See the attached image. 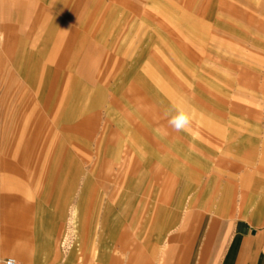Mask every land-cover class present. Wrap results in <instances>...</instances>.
I'll return each mask as SVG.
<instances>
[{
  "label": "rangeland",
  "instance_id": "1",
  "mask_svg": "<svg viewBox=\"0 0 264 264\" xmlns=\"http://www.w3.org/2000/svg\"><path fill=\"white\" fill-rule=\"evenodd\" d=\"M51 1L6 5V236L34 252L53 225L63 253L89 234L92 263L99 241L111 261L141 264L149 252L157 263L196 210L261 217L264 0H61L55 13ZM53 16L68 30L62 49L40 46ZM52 81L56 114L44 125ZM174 105L190 110L188 131L168 125ZM34 116L44 139L53 126L36 174L34 148L14 146Z\"/></svg>",
  "mask_w": 264,
  "mask_h": 264
},
{
  "label": "crops",
  "instance_id": "2",
  "mask_svg": "<svg viewBox=\"0 0 264 264\" xmlns=\"http://www.w3.org/2000/svg\"><path fill=\"white\" fill-rule=\"evenodd\" d=\"M32 0H0V264H9L7 259L13 258V264H122L121 260L117 261L112 257L117 256L116 252L108 254L106 247L102 241H99L98 252L94 253L98 256L92 263L91 240L89 234L82 235L78 243L81 247L73 248L66 253H63L60 246L61 236L53 235V225L50 231H42L41 235L35 236V251L32 252L27 247H22L21 244L27 241L22 240L23 237H7L5 231L6 219L2 213L5 192L7 188V180L10 179V173L7 172V164H12L11 157L8 155L9 138L8 133L12 131L8 120L9 104L6 100L3 85L5 83V68L2 53L4 51V43L7 37L6 34V5L12 3L15 6L26 5ZM61 0H52L49 9L51 12H56ZM65 1V0H64ZM63 1V2H64ZM62 2V1H61ZM76 2L77 0L71 1ZM66 3V7L69 4ZM44 10L40 7V13ZM46 12V14H47ZM55 19V16L52 17ZM63 18L57 16L55 22H52L48 28L44 38L40 40L42 48L62 49V45L58 43L60 31L64 30V34H68L67 27L62 22ZM65 44V43H63ZM67 44L63 46L66 48ZM12 58L11 54L9 60ZM20 71V70H19ZM21 73V72H20ZM32 95L34 98L30 100V108L35 110L38 106L36 99L39 98V86L32 84ZM47 89L49 99L41 100V105L47 109L45 113V123H48L49 117L52 119L56 114L54 108V81H52ZM46 97V98H48ZM50 101V103H49ZM25 106V101L19 103V108ZM37 116L30 119V124L33 125L31 133L27 134L24 131V125L18 131L24 134L25 139L15 143L21 150L23 147L30 150L33 167V174L38 172V165L41 161V143L43 141L44 131L38 126L35 127ZM15 121V120H14ZM19 121V120H18ZM15 124V122H14ZM13 124V125H14ZM55 124V123H53ZM12 125V124H11ZM15 130V129H14ZM53 126L47 127L44 139V146L50 152L53 147V136L51 132ZM5 133V135H4ZM33 135V137H32ZM3 138V139H2ZM2 140V141H1ZM34 145V146H33ZM37 164V165H36ZM52 158L47 160L46 167L51 169ZM229 207L225 210H196L193 219L189 222L185 221L180 225L178 231H175L174 237L169 239V250L162 261L155 263L153 256L149 257L147 252L146 261L141 264H264V212L261 217L254 218L245 215L235 216L229 214ZM57 228L64 227V220L58 219L55 221ZM18 244V246H15ZM13 253L15 256L2 257V253ZM109 258V259H108ZM98 261V262H97Z\"/></svg>",
  "mask_w": 264,
  "mask_h": 264
},
{
  "label": "clouds",
  "instance_id": "3",
  "mask_svg": "<svg viewBox=\"0 0 264 264\" xmlns=\"http://www.w3.org/2000/svg\"><path fill=\"white\" fill-rule=\"evenodd\" d=\"M175 114L171 115L168 125L176 132L188 131L191 127L192 117L190 110L185 106L174 105Z\"/></svg>",
  "mask_w": 264,
  "mask_h": 264
},
{
  "label": "built area",
  "instance_id": "4",
  "mask_svg": "<svg viewBox=\"0 0 264 264\" xmlns=\"http://www.w3.org/2000/svg\"><path fill=\"white\" fill-rule=\"evenodd\" d=\"M7 263H9V264H13V263H14V259H13V258H9V259H7Z\"/></svg>",
  "mask_w": 264,
  "mask_h": 264
},
{
  "label": "bare ground",
  "instance_id": "5",
  "mask_svg": "<svg viewBox=\"0 0 264 264\" xmlns=\"http://www.w3.org/2000/svg\"><path fill=\"white\" fill-rule=\"evenodd\" d=\"M1 105V104H0ZM1 116V115H0ZM4 135H5V133H4ZM3 139V138H2ZM2 141V140H1Z\"/></svg>",
  "mask_w": 264,
  "mask_h": 264
}]
</instances>
